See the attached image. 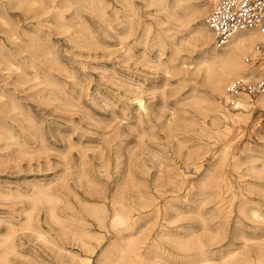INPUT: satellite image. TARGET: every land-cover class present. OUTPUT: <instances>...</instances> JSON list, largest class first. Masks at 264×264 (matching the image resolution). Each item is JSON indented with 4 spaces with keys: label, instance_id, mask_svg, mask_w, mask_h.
I'll return each instance as SVG.
<instances>
[{
    "label": "rangeland",
    "instance_id": "rangeland-1",
    "mask_svg": "<svg viewBox=\"0 0 264 264\" xmlns=\"http://www.w3.org/2000/svg\"><path fill=\"white\" fill-rule=\"evenodd\" d=\"M7 1L0 0V5ZM133 1L132 35L124 28L125 11L116 10L120 7L117 0H107L110 10L83 6L66 10L69 30L58 25L55 10H0V91L5 93L0 99V128L4 125L18 131L20 142L8 145L0 139V264H103L115 235L100 227L87 207L99 204L113 214L112 199L116 195L132 204L152 203L150 208L161 210L173 205L176 210L170 209L169 216L180 215L171 226H178L185 234L202 237L206 220L207 227L221 233V241L213 249L222 248V254L240 248L244 236L264 235V194L254 184L264 180L248 169L264 161V140L260 137L264 111L255 110L242 132L234 135L226 166L232 190L225 183L221 195L216 194L218 186L214 187L207 175L224 158L226 139L202 129L203 121L210 124L204 114L209 88L193 70L194 61L203 51L186 46L175 54L171 42L181 43L186 34L176 31L182 24V11L173 15L172 10L164 11L153 0ZM165 1L171 8L209 3ZM197 23L200 20L188 26L193 28ZM145 28L150 29L147 37L143 36ZM172 33L177 34L169 39ZM158 35L167 37L170 45L163 47ZM9 60L19 66L18 71L16 66L9 68ZM21 70L29 81L19 79ZM36 75L39 80L34 79ZM138 96L144 99L147 111L138 108ZM8 100L18 104L17 116L1 109V102ZM246 145L251 150H245ZM201 149L200 159L194 158ZM234 156L239 159L238 167ZM251 156L257 160L252 162ZM176 169L187 175L186 183L179 181ZM52 180L63 190L59 208L67 215L68 228L81 229L83 222L78 219H83L89 230L103 233L100 245L92 240L93 250L85 249L73 235H62L44 204H39L36 214L43 227L42 236L48 240L25 228L26 211L33 206L30 195L37 185ZM141 195L148 197L140 199ZM242 199L249 201V216L239 210ZM252 209L260 212L257 219L252 217ZM11 228L15 229L17 254H10L4 261L2 240ZM258 241H249L251 251L257 249L254 244ZM221 252L216 253L217 258ZM167 253L159 250L157 254L162 261H172L173 255ZM86 257L91 259L87 261Z\"/></svg>",
    "mask_w": 264,
    "mask_h": 264
},
{
    "label": "bare ground",
    "instance_id": "bare-ground-1",
    "mask_svg": "<svg viewBox=\"0 0 264 264\" xmlns=\"http://www.w3.org/2000/svg\"><path fill=\"white\" fill-rule=\"evenodd\" d=\"M117 2H119L120 7L116 10H124L126 13L125 15L126 20L123 21L124 28L127 30L126 33H128L129 35H132L135 31L134 30L135 29L134 1L133 0H117ZM153 2L158 5H161L164 11L172 10L173 15H176L178 13L177 10H180L183 13L181 16L182 24L180 27L177 28L176 31H178L177 33L186 32V34L183 35V39L181 43L176 42V41L171 42V45L174 48L175 54H179L180 52L184 51L186 46L191 47L193 49L200 48L203 51V52L201 51L202 53L200 54V56H197L198 57L197 60L194 61L195 69L193 71L196 76L203 77L204 82L207 83L208 88H209L208 97H207V101L209 105H208V108H205L204 114L206 117L210 119V124L208 125L206 121H203L204 127H202V129L208 135H212L213 133H215L217 136H220L226 139V145H225L226 152H225L224 158L220 161V163H218V165L214 164L213 165L214 167L208 170V175H207L208 179L211 182H213V184L215 183L214 187L218 186L219 190L217 191L216 194L221 195L220 190L222 186L225 185V183L227 187L232 190V186L229 184V176L226 171V166H227L228 159H229L230 149L233 147L234 142H235L234 135L235 134L239 135L242 132L244 125H247V123L249 122V119L252 117V114L255 110L259 109V110L264 111V93L257 96L256 98L250 97V96H243L239 99L235 108L227 107L226 104L224 103V98L227 95L226 88L231 81L239 77H245V76H248L251 78H258L259 76L264 77V53L257 52L256 50L257 44L264 42V34L256 29L242 30V31L235 33L226 45L222 47H217L214 42V34L206 23V18L211 11L213 0H209V3H204V5L197 4L193 6V5H190V3L188 5L178 4L172 8L166 3L165 0H153ZM81 6L87 8L88 10L89 9L90 10H108L111 7V3H108L107 0H8L7 2L1 3L0 10H8L10 7H18V8L24 7L26 10H47V11L49 10L50 12L52 10H55L56 12L55 18H56L58 25L60 27H63L64 29L69 30L71 28V24L68 21L66 10H70L72 8H74V10H79ZM189 8L190 10H187ZM98 16H100V14ZM197 19L200 20L201 23L199 24L197 23L196 27L193 25H192L193 28L191 26L190 27L188 26L189 23L193 22L194 20L196 21ZM149 31H150L149 28H145L143 36L147 37L149 34ZM177 33H174V34L172 33V35H170L168 38L173 39ZM82 36L84 35H81V37ZM157 39L160 42V44L163 45V47H165L166 45H170L167 40V37L165 39L163 36L158 35ZM248 55H253L252 62L246 61V57ZM8 64H9L10 69L12 68V66H16L14 62H11L10 60ZM188 64H191V63H187V65ZM160 66H162V64ZM33 67L37 68L36 64H34ZM15 69L18 71L19 66L17 65ZM18 76H19V79L22 80V82H27L30 80L28 76L26 75V72H24L23 70L19 71ZM34 79L39 80V76L36 75ZM46 82L47 83L50 82L48 77H46ZM38 83H41V81H38ZM63 91L66 92L65 89ZM4 97H5V93L3 91H0V99ZM136 99L139 104V107L138 106L137 107L140 108V110L147 111L148 108H147V105L144 99L141 96H138ZM1 107H2L1 109L4 110L5 113L12 114L13 116H17L15 112L19 109V106L15 101L8 100L5 102H1ZM231 109H233V111H231ZM70 113H73V112H70ZM108 129H110V126L108 127ZM16 132L12 128L3 125V127L0 128V139L8 141L7 143L8 145H11L13 143L18 145V143L20 142L18 141L19 138ZM260 137L264 140V132L260 134ZM90 143L91 142H89V144ZM146 145L149 146L148 144ZM245 150H251L250 146L246 145ZM202 153H203V149H201L198 152H195L193 157L196 159H200V156ZM205 155H208V153L207 154L205 153ZM82 157L81 159H83ZM251 157L253 158L252 162L257 160L253 156ZM203 158H205V156ZM233 159L235 161L234 162L235 167H238L239 159H237L235 156L233 157ZM234 165L232 166L234 167ZM201 166L202 165H198V167H201ZM248 169L250 170V173L253 174V176L257 177V179L264 180V161L262 162L261 165L259 166L251 165ZM176 172H177V177L181 183H186L188 181L187 175L183 171L181 172L179 171V169H176ZM94 183L92 184L94 185ZM190 184L192 185V183ZM254 184L256 186L255 189L264 194V181L262 182L260 181V183H254ZM117 187H119V184ZM204 187H206V184L204 185ZM61 190L62 189L58 185H56V182H54L53 180L52 182L48 184H42V185L36 186L35 190L30 195L33 206L30 209L28 208L29 210L26 211L27 218L25 222V228H27L30 231L35 232L39 238L45 241L48 240V238L42 236L43 227L40 223L39 216L36 214L39 208L38 207L39 204H44L47 207L46 210H47V215L49 219L53 223L60 226L62 235L64 236L73 235L76 239H78L81 242L80 245L83 246L85 249L91 250L93 247H95V244H93L92 240L96 241L97 245H100L103 241V237H104L103 233L89 230L86 225L87 223L85 220L78 219L81 222H83V226H81V229L79 230L68 228V226L66 225L67 215L61 213L60 210L62 209L59 208L60 203L62 204V200H63L62 195L64 194L63 190L62 191ZM202 195L204 196L203 193ZM67 196H68V193H67ZM147 197L148 196L146 195H141L140 199H146ZM150 205H152V203L142 204V205L132 204V203H129L125 199L124 196L116 195L112 199L113 214H109V211L107 210V208L99 204L90 206V208L87 207L88 214H90L91 216L95 218V220L98 222L100 227L106 229L107 233L115 235V239L113 238L114 241L110 244V248H108L107 251L105 252V261L103 264H264V235L259 236V237L244 236L243 243L240 248L228 251V253L226 254H222L221 252L222 248L219 247L220 248L219 250L213 249V246L221 241V238H222L221 233L207 227L206 220H203L204 235L202 237L195 236L193 234H185L179 231L178 226L177 227L171 226L178 221V216L180 215V214L173 215L171 217L169 216L170 209L176 210V208L173 205L167 204L165 206V209H162V210L159 208H150L149 207ZM248 205H249V201H245L244 199H242L239 204V210L245 215L248 213V208H249ZM251 213H252V217H255V219H257L260 216V212L258 210L252 209ZM160 219H162V221L164 222L159 223ZM145 220H146V223H145ZM14 233H15V229L11 228L10 231L4 236L2 240L3 253H2L1 259L4 261L8 259V256L10 254H17V245L14 241ZM253 239L259 240L258 243L254 244V246L257 247L255 251H251L249 249L251 248L250 247L251 243L249 241ZM159 250L167 251L168 255H173L172 257L173 260L172 261H162L164 260L162 256L157 254ZM217 252H221L220 257L218 258L216 257ZM70 257H73V256L71 255ZM90 259H91L90 257H86L87 261Z\"/></svg>",
    "mask_w": 264,
    "mask_h": 264
},
{
    "label": "built area",
    "instance_id": "built-area-1",
    "mask_svg": "<svg viewBox=\"0 0 264 264\" xmlns=\"http://www.w3.org/2000/svg\"><path fill=\"white\" fill-rule=\"evenodd\" d=\"M206 23L214 34L217 47L226 45L231 37L242 30L256 29L264 34V0H213ZM257 52L264 53V42L257 44ZM253 61V55L246 57ZM224 103L235 108L243 96L257 97L264 93V77H239L226 88ZM264 126V116L260 120Z\"/></svg>",
    "mask_w": 264,
    "mask_h": 264
}]
</instances>
